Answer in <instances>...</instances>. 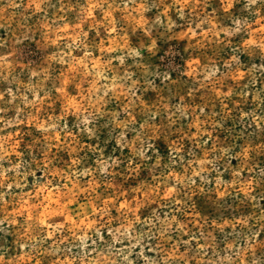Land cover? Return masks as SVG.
I'll return each mask as SVG.
<instances>
[{
    "label": "rangeland",
    "instance_id": "1",
    "mask_svg": "<svg viewBox=\"0 0 264 264\" xmlns=\"http://www.w3.org/2000/svg\"><path fill=\"white\" fill-rule=\"evenodd\" d=\"M0 264H264V0H0Z\"/></svg>",
    "mask_w": 264,
    "mask_h": 264
}]
</instances>
